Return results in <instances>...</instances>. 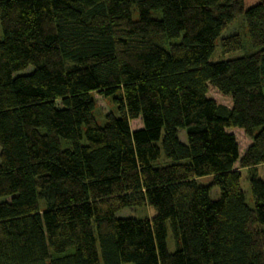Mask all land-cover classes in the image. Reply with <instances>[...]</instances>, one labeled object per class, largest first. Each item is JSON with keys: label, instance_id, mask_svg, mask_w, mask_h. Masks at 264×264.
Here are the masks:
<instances>
[{"label": "trees", "instance_id": "obj_1", "mask_svg": "<svg viewBox=\"0 0 264 264\" xmlns=\"http://www.w3.org/2000/svg\"><path fill=\"white\" fill-rule=\"evenodd\" d=\"M246 2L0 0V264H264V0Z\"/></svg>", "mask_w": 264, "mask_h": 264}, {"label": "rangeland", "instance_id": "obj_2", "mask_svg": "<svg viewBox=\"0 0 264 264\" xmlns=\"http://www.w3.org/2000/svg\"><path fill=\"white\" fill-rule=\"evenodd\" d=\"M260 0H247L246 2V7H250L253 6L255 4H257ZM238 23L237 21H235L234 23H232V25L222 34V37H226V36H230L236 33H241L239 31L238 28ZM236 55H240V53H237ZM232 56H226V58L223 57V55L221 54V52L219 51V48L216 50V52L214 53V55L211 58L212 62H216L219 61L220 59L224 58H230ZM31 69H29L28 71H30ZM95 95V99L97 102V106H98V115H103L107 112H109L112 109V105L110 104V102L103 98L101 95L98 94H94ZM209 97L214 99L215 101H217L220 104H224L227 105L229 107H231L232 102L231 99L223 96L222 94H220L215 88H213L212 86H210V91H209ZM131 127L133 130L139 129L142 127V123L140 121V119H135L132 120L131 122ZM230 133L235 134L237 141L239 143V147H240V154L242 155L245 151V149L250 145V140L247 138V136L245 135L244 131L242 129L239 128H234V129H229L228 130ZM179 138L181 140V142L183 143H187V136L184 130H181L179 133ZM1 152V150H0ZM237 167V165H236ZM253 173V171H249L247 169L242 170V179H241V183H242V188L246 194V199H247V203L249 205H253V197H252V193H251V189H250V184H249V174ZM255 174L257 175L258 178L264 180V168L260 167L258 169V171L255 172ZM210 178L205 177L200 179V183L204 184V185H208V183L210 182ZM219 196V191L218 189H214L212 191V197L214 199L218 198ZM152 210L148 207H142V208H125L120 210L117 213V217L119 218H147L150 217L152 215Z\"/></svg>", "mask_w": 264, "mask_h": 264}]
</instances>
